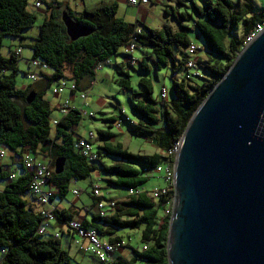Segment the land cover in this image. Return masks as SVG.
I'll use <instances>...</instances> for the list:
<instances>
[{
  "label": "trees",
  "instance_id": "1",
  "mask_svg": "<svg viewBox=\"0 0 264 264\" xmlns=\"http://www.w3.org/2000/svg\"><path fill=\"white\" fill-rule=\"evenodd\" d=\"M176 4L182 5L183 0H176ZM26 7L27 0H0V47L3 37L20 38L34 24L35 17ZM191 7L192 13L181 12L178 17L173 14L178 21L176 30L169 27L153 30L141 24L143 29L139 34H135L137 23L129 24L117 17L116 3L83 10L77 17L66 10L76 23L93 31L88 37L70 42L60 21L62 4L47 3L49 13L30 46L32 60L52 71L50 76L41 75L46 86L67 80L65 73L69 72L71 80L82 91L87 88H81L80 81L89 77L92 82L96 67L116 56L119 48L126 47L133 37L135 47L150 50L157 67L171 64L172 72L186 69L188 56L185 49L194 50L187 34L190 28L184 25L190 22L189 27L202 38L209 57L202 62L209 80L200 85L193 84L188 78L173 81L176 97L169 103H160L158 108L151 97L150 81L141 79L139 84L144 88V99H135L131 107L138 122L121 114L124 122L136 128L135 135L146 136L162 152L160 155L132 154L120 143L113 142L109 131H98L95 139L101 143L95 149V161L89 163L74 148L81 113L70 110L51 130L52 108L43 97L44 91L17 89L15 55L18 54L11 53L8 57L0 54V150L11 152L14 164L16 162L21 169L19 175H14L16 172L9 170V165H0V183H4L0 186V264H71L70 256L60 248L57 240L38 234L42 220L38 205L33 197L34 204L24 197L30 193L31 180L30 173L20 163L26 151L52 162L58 157L65 159L63 172L60 175L53 173L50 179L49 186L54 190L51 203L54 197H64L71 181L84 180L92 172L104 176L108 187L133 189L132 195H126L110 210L111 215L94 214L89 221H80L84 228L94 230L101 241L111 244L121 242L120 237H114L119 230L140 231V240L146 244V249L131 248L128 262L116 259L114 264H168L166 245L170 209L161 215L165 200L152 201L150 199L154 197L149 191L141 188L148 180L146 173L161 166L165 160L172 167L173 157L169 150L178 143L191 115L231 66L246 39L264 20V9L257 10L250 0H205L202 6L192 4ZM239 24L241 31L234 36ZM178 55L182 61H178ZM145 58L140 61L139 68L147 72L149 67ZM195 62L200 65L197 59ZM126 65L132 64L128 61ZM9 71L11 73L7 74ZM119 85L128 90L127 77L121 79ZM30 92H34L35 97L27 104L25 97ZM17 101L23 105L19 106ZM109 122L115 121L110 119ZM106 160L110 162L106 163ZM90 197L95 201L91 194ZM54 216L63 225L73 220L70 210L56 209Z\"/></svg>",
  "mask_w": 264,
  "mask_h": 264
},
{
  "label": "water",
  "instance_id": "2",
  "mask_svg": "<svg viewBox=\"0 0 264 264\" xmlns=\"http://www.w3.org/2000/svg\"><path fill=\"white\" fill-rule=\"evenodd\" d=\"M60 21L70 42L93 32L66 11ZM177 145L168 264H264V29L207 93ZM64 165L54 159V175Z\"/></svg>",
  "mask_w": 264,
  "mask_h": 264
},
{
  "label": "rangeland",
  "instance_id": "3",
  "mask_svg": "<svg viewBox=\"0 0 264 264\" xmlns=\"http://www.w3.org/2000/svg\"><path fill=\"white\" fill-rule=\"evenodd\" d=\"M62 0H27V11L35 17V22L31 28L27 29L21 34L20 38L12 37H3L0 54L3 57H8L11 53H15L17 50L20 53L16 56L15 62V85L17 89L28 88L30 91H44V99L52 107L63 103L65 100L68 101V106L78 109L81 113V122L75 130V134L87 138L88 133L92 132L95 137H97L98 131H109L113 136V142L120 143L128 152L132 154L140 155H151L154 152V148L149 144L148 138L146 136H136L134 131L136 128L131 127L128 123L124 122L123 116H126L131 121H137V116L131 111V107L134 103V100H143L144 99V88L139 84L141 79H146L150 81L152 87V99L155 101L156 106L159 108L160 103H169L173 100L176 95L172 90V82L180 81L181 79L188 78L193 84L200 85L202 82L209 80V74L204 68L203 64L196 65V72L199 74V78H194L191 74L184 68H179L175 72L171 71V64L167 66L157 67L154 63V59L151 56L149 49H142V47H135V50L132 52V58L135 60L134 65H126L124 71H119L116 68V64L126 60H129V55L125 54L121 48L118 50V54L109 59V63L104 61L100 64L101 69H96L93 76V84L89 87L91 78L87 77L83 79L79 85L81 88H87V108L82 107V101L77 97H69L68 92L64 91L60 96H54L52 94V88L55 87L56 83L52 82L51 85L46 86V83L43 82V77H38L35 81L30 79L31 73H38V71H43L46 74H51L52 71L49 69L41 70L34 69L31 66L32 61V51L30 46L33 44L34 39L37 37L38 28L43 22L44 18L48 15L49 11L46 8L47 3L52 5L60 4ZM70 3V8L74 13L76 7L82 10V4L87 7L88 10H92L103 4L117 3L118 8L120 9L119 16H124L127 20H131L136 16L135 8L128 5L127 0H66ZM165 0H163L160 5H149L150 14L147 16L146 24L151 23L153 30L159 29L160 18H166L168 23H173L177 27L176 19L172 18L171 12L178 17L179 12L192 13L191 5L202 6L205 0H183L182 5H177L176 0H172L169 5H165ZM235 1V0H233ZM36 2H40L41 7L35 9L33 5ZM157 2V0H155ZM250 2L255 6L257 10L264 9V0H250ZM154 4V3H153ZM164 10L169 12V15L165 17L163 15ZM76 12V11H75ZM148 27V26H147ZM189 35L191 43L198 47L196 52L195 59L202 58L204 53L207 51L204 48L203 40L200 36L197 35V32L194 28L188 26ZM241 31V24L234 30L233 35L238 36ZM175 52V51H174ZM125 54V55H124ZM146 57V58H145ZM141 58H145L149 70L147 72L141 71L139 68V61ZM214 58V57H212ZM178 61H182V57L178 55ZM123 72V73H121ZM11 72H7L10 74ZM127 74V75H125ZM127 77L129 81V89H123L119 85L121 79ZM166 92V97L162 99L160 97L162 91ZM19 106H22L21 101H17ZM89 113L93 117H89ZM123 114V116L121 115ZM62 118V115L52 108L49 116V126L52 130L54 125L53 121H58ZM112 119L113 121H120V127L117 129L115 127V122H109ZM140 130V129H139ZM93 149L97 147V143L94 140ZM25 155H28L32 158H36L44 162L45 160L39 159L41 157L36 156L30 152H25ZM23 154V155H24ZM11 152L5 151L3 157H0V165H9V170H14L15 172H21L20 167L13 163ZM106 163L110 161L106 160ZM161 166L164 167V163H161ZM161 167V168H162ZM157 170L154 169L148 174V180L141 187L144 191H150L154 187H164L166 182L163 179L162 174L153 173ZM15 175V174H14ZM97 175V176H96ZM99 176V178H98ZM105 177L98 175L96 172H92L90 176L84 180H79L68 186V191L62 198L54 197L52 199L53 205L57 206L59 209L64 206L66 209L70 208L72 203H76L78 206L84 205L88 210L92 209V200L89 197L91 192V185H96L99 187L100 195L105 198L104 200H116L119 197L123 199L127 195V190L121 188L108 187L105 183ZM3 182L0 183L2 187ZM78 190L79 193L77 196L72 194V190ZM25 199H29L30 196L28 193L24 195ZM76 206V205H75ZM119 235L123 236V241L125 244L130 245L132 248H143V243L140 240V231H118ZM92 264L94 263L91 260Z\"/></svg>",
  "mask_w": 264,
  "mask_h": 264
},
{
  "label": "built area",
  "instance_id": "4",
  "mask_svg": "<svg viewBox=\"0 0 264 264\" xmlns=\"http://www.w3.org/2000/svg\"><path fill=\"white\" fill-rule=\"evenodd\" d=\"M128 4L132 7L138 8L139 6L146 5L148 0H127ZM33 7L35 9H39L41 7L40 2H36ZM264 29V20L256 26L254 32L246 39L244 46L252 41V39L258 35ZM140 29H135V34L140 33ZM125 53L129 55V62L134 65L135 60L132 58V52L135 49V38L133 37L130 42L125 47ZM197 51V47L194 46V50L185 49V54L188 56V60L186 62V69L188 72H192L193 77H198L199 74L196 72V62H195V54ZM20 51L17 50L16 54H19ZM108 63V61H107ZM31 66L34 69L45 70L47 67L45 65H41L39 62L32 60ZM96 69H101L100 64L96 67ZM38 77V73L34 72L30 74V79L35 81ZM92 86V82H90L89 87ZM64 91H67L72 96H77L82 101V107L87 108V94L88 91L78 90L77 86L73 84H67L64 81H60L55 87L52 88V94L54 96H60ZM160 97L164 99L166 97V92L163 90ZM58 112L63 116H66L70 110L75 108L68 106V101L65 100L63 103H59ZM78 110V109H76ZM79 111V110H78ZM80 112V111H79ZM81 113V112H80ZM82 115V113H81ZM89 117H93L91 113L88 114ZM128 120V118H127ZM57 121H53V125L55 126ZM117 129L120 127V121L118 120V125H115ZM96 137L92 132L88 133V137H78L74 144L75 150L85 158L89 163H92L96 159L95 150L93 149V141ZM177 144H175L169 152H171V157L174 158L177 152ZM25 153V152H24ZM23 153V154H24ZM5 154V150H0V157H3ZM20 158V163L31 175V180L29 183V192L34 198L35 203L40 207L39 213L41 217V224L38 228V234L45 235L47 237H51L54 240L59 239V233H51L50 232V223L55 221V212L56 208L51 203V198L54 194V190L49 186L50 179L53 174V162L51 159L39 158L45 160L44 162L37 160L36 158H32L28 155H23ZM145 172V171H144ZM150 172L146 173L148 175ZM153 173L162 174L163 179L166 182V186L164 187H154L150 191H154V199H150L152 201L165 200L164 209L162 210V214L167 213V209L173 206V202H170V193L173 192L172 186V167L164 166L160 171H156ZM12 178V177H11ZM77 181H71V184ZM132 190L127 191V195H132ZM72 194L77 196L78 190H72ZM91 196L95 199V207L97 214L100 216H105L107 211H110L116 207L118 201L115 200H104V198L100 195L99 187L96 185H91ZM65 228L76 235L80 240L87 241V254L90 257H94L99 264H114L115 259L113 255L118 249L123 248L124 243L120 242L118 244H111L106 241H101L96 232L92 229L84 228L80 220H71L67 222ZM146 249V248H145ZM1 261V257H0Z\"/></svg>",
  "mask_w": 264,
  "mask_h": 264
},
{
  "label": "crops",
  "instance_id": "5",
  "mask_svg": "<svg viewBox=\"0 0 264 264\" xmlns=\"http://www.w3.org/2000/svg\"><path fill=\"white\" fill-rule=\"evenodd\" d=\"M163 0H157V2H155V0H148V3L146 5H142V6H139L138 8H135V12H136V16L131 20H127L126 18H124V16H119V12H120V9L118 8L117 10V17L120 18V19H123L125 22L129 23V24H136L137 23V26H138V29L142 30L143 28L140 26L141 24L144 25V26H148L147 28H150V29H153L152 28V24L151 23H155V22H150L149 25L146 24V21H147V16H149L150 14V7L149 5H160V3L162 2ZM172 2V0H165L164 3L165 5H169L170 3ZM150 3V4H149ZM154 3V4H153ZM50 4V3H49ZM60 4H62V11H66L68 10L72 16L74 17H77L83 10H88L86 6H84L82 4V10L78 9L76 7V4H74V7H75V11L74 13L72 12L71 8H70V3L66 0H62L60 2ZM117 4V3H116ZM149 4V5H148ZM129 5V4H128ZM118 6V5H117ZM165 11L168 13L166 14ZM67 12V11H66ZM181 12H179L180 14ZM174 13L171 12V16L172 18H174ZM178 14V15H179ZM163 15L165 17H167L169 15V12L167 10H164L163 12ZM177 17V16H176ZM160 23L158 24L160 27L159 29L163 28V27H169L170 29L172 30H176L177 27L174 26L173 23H168V20L166 18H160ZM178 23V21L176 20V24ZM188 24H190V22H187V23H184V25L186 26H189ZM190 35V34H189ZM122 51H124L125 53V47H121ZM135 50V49H134ZM126 54V53H125ZM124 54V55H125ZM115 57V56H114ZM142 60V58H141ZM140 60V61H141ZM207 60H209V57L207 55V53H204L203 54V57L202 58H198V61L199 63H202V62H206ZM140 61L138 63H140ZM110 61H108L109 63ZM128 62V61H127ZM126 60L116 64V68L117 70L119 71H124L125 70V64L127 63ZM52 74V73H51ZM50 74V75H51ZM41 75L43 76H50L49 74H46L44 73L43 71H38V77H41ZM37 77V78H38ZM65 77L67 78V80H64L65 83L67 84H73V80H71V75L69 72H66L65 73ZM81 82V81H80ZM75 84V83H74ZM93 84V82H92ZM69 97L72 98L73 96L68 93ZM58 105L52 107L54 108L56 111L58 110L57 108ZM76 139L80 136H75ZM97 143V145L99 143H101L100 141H98L97 139H94ZM94 142V141H93ZM149 144H151V146L154 148V153H157V154H161L162 152L158 151L153 145H152V142L150 140H148ZM27 152V151H26ZM11 155L13 156V154L11 153ZM40 157V156H39ZM43 158V157H42ZM45 159V158H44ZM13 161V160H12ZM14 163V162H13ZM162 163H164V165H168L170 166L168 160H165V161H162ZM161 165V163H160ZM19 167V166H18ZM15 175H19V172H16ZM97 176V175H96ZM99 178V176H98ZM91 185V183H90ZM74 190V189H73ZM79 193V191H78ZM30 198L27 199L29 200L30 203L34 204V201H33V198H32V195H30V193H28ZM90 197V195H89ZM91 198V197H90ZM105 199V198H104ZM124 199V198H123ZM123 199H121V197H119L118 199H116L115 201H122ZM92 209H87L84 205H81V206H78L75 202L72 203L70 205V208L66 209L64 206H62L60 209L53 205V202H52V205L57 209V210H70L72 211L73 213V220H90L91 216L94 215V214H97V211H96V207H95V202L92 198ZM76 205V206H75ZM38 209L40 210V207L38 206ZM112 212L111 211H107L106 215H111ZM50 232L51 233H59V239L57 240L58 241V244L60 246V248L64 251H66L68 253V255L70 256L71 258V264H92L91 260L94 261V263L96 264H99L97 262V260L94 258V257H90L88 254H87V241L85 240H80L79 238L76 237V235L72 232H69L65 226L61 223H58L56 220L51 222L50 223ZM114 237H120L121 239V242L124 243V247L121 248V249H118L115 254L113 255V258L116 260H122V261H125V262H128L130 259H131V251L130 249L132 248L130 245L128 244H125V242L123 241V236L122 235H119L118 232H115V235ZM146 248V244H143V248L140 249V248H133V249H138L139 251L141 250H144Z\"/></svg>",
  "mask_w": 264,
  "mask_h": 264
},
{
  "label": "bare ground",
  "instance_id": "6",
  "mask_svg": "<svg viewBox=\"0 0 264 264\" xmlns=\"http://www.w3.org/2000/svg\"><path fill=\"white\" fill-rule=\"evenodd\" d=\"M161 167H162V166H158V167L156 168V170H157V171H160L162 168H164V167H162V168H161ZM149 193L151 194L152 197H154V191H149ZM173 196H174V193L171 192V193H170V202H173ZM169 209H170V214H171L172 207H170ZM170 214H169V217H170Z\"/></svg>",
  "mask_w": 264,
  "mask_h": 264
}]
</instances>
